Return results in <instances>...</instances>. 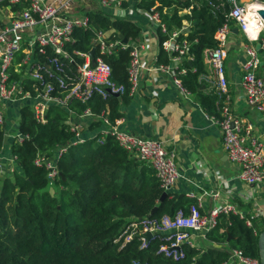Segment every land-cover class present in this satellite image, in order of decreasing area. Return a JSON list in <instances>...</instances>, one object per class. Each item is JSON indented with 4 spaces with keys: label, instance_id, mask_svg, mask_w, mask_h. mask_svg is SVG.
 <instances>
[{
    "label": "built area",
    "instance_id": "obj_1",
    "mask_svg": "<svg viewBox=\"0 0 264 264\" xmlns=\"http://www.w3.org/2000/svg\"><path fill=\"white\" fill-rule=\"evenodd\" d=\"M94 1L102 10H118L123 6L122 0H0V131L6 126L7 103L28 101L37 122L46 123V112L52 106L68 111V103L76 98L85 103L92 95L106 99L111 96L130 98L140 94L145 72H159L170 76L175 87L185 96L191 92L183 85L181 77L188 73L185 65L192 61L191 42L183 30L190 28V22L183 21L182 27L169 31L165 17L171 18L169 7L154 6L144 12L148 24L141 27L138 41L123 44L120 39H112L111 32L104 29L93 30L91 48L88 52L70 49L74 44L76 29H91L87 11H78L80 5ZM190 6L179 11V15H191L194 8L207 3L213 12L223 16L220 26L214 34L216 48L203 51L204 63L208 73L202 74L200 82L208 81L216 90L217 106L220 112L214 118L220 127L223 145L229 161L239 168L240 181L249 187L264 184V147L256 134L254 124L245 122L231 111L229 82L225 63L230 53V36L233 28L249 36L246 29L248 21L247 5L241 0H183ZM142 12L139 10V13ZM164 36L160 49L167 57L166 62L150 63L147 59L148 41L152 37ZM249 38V37H248ZM261 38V37H260ZM258 40V38L256 39ZM260 50L264 52V38ZM130 49V62L127 69L128 85L118 84L112 80L111 66L107 58L118 54L120 50ZM95 49L94 57L90 56ZM248 59L243 65L241 85L249 107L261 114L264 121V81L256 71L259 67L258 50L247 49ZM31 89H27V84ZM64 89L65 91H62ZM34 91V92H33ZM79 121L67 124L74 134L71 145L85 143L90 138H97L102 145L107 136H111L118 146L132 158L151 168L161 184L164 193H169L179 179L176 153L167 149L163 142L140 137L122 129L123 119H111L109 110L95 114L87 108L78 116ZM100 123L94 137H85L84 129L93 123ZM7 137L11 136L6 132ZM22 140L19 133L12 136ZM68 145L59 147V158L68 149ZM49 159H52L50 161ZM56 159L37 155L34 164L44 166L52 194L59 172ZM188 214L180 209L174 217L164 215L160 219L145 217L133 220L117 242L129 243L135 236L142 242L141 249L147 247L148 235H163L166 241L159 253L175 264L186 257L185 246L201 249L194 234L203 238L218 225L220 215H238L252 227V221L231 203H222L220 193L191 194ZM210 200L209 210H203V202ZM255 235H258L255 231ZM228 259L221 264H260V260L246 256L241 250L227 247ZM130 264H145L134 260Z\"/></svg>",
    "mask_w": 264,
    "mask_h": 264
},
{
    "label": "trees",
    "instance_id": "obj_2",
    "mask_svg": "<svg viewBox=\"0 0 264 264\" xmlns=\"http://www.w3.org/2000/svg\"><path fill=\"white\" fill-rule=\"evenodd\" d=\"M155 1L141 6L150 9ZM158 1L161 7H173L171 18L165 17L169 31L181 28L184 20L190 22L192 29L187 38L192 44L193 60L185 63L188 73L181 79L191 93L199 95L209 116L218 119V99L202 94L199 77L205 72L203 51L217 47L214 34L223 16L213 12L207 3L194 8L191 15L181 16L178 12L190 6L188 1ZM86 14L91 29H76L70 49L88 52L93 30L97 29L110 31L112 39H120V35L130 42L140 38L141 27L135 21L111 17L102 11ZM163 39L158 35L159 46ZM130 48L106 59L112 80L126 86ZM159 57L160 61H167L161 49ZM30 85L26 88L31 89ZM118 105L116 96L103 99L92 95L85 103L73 98L68 111L50 107L45 124L37 122L30 104L20 108L16 132L23 138L20 141L16 137L10 145L16 169L8 172L6 163L0 162V264H130L134 260L145 264L172 263L159 253L166 243L163 235L148 237L143 249L138 236L125 245L117 240L133 220L174 217L180 209L188 214L196 201L185 196L172 198L171 194L161 201L164 192L154 171L132 158L111 136L105 137L102 145L97 143L99 135L71 145L74 134L67 124L70 118L90 108L95 114L107 109L111 119H116ZM99 127L100 123L95 122L89 130ZM6 132V127L0 131V153L8 141ZM65 145L69 146L67 151L57 158L59 147ZM39 154L57 160L55 194L51 193L46 168L34 164ZM246 217L252 227L238 215H220L217 227L206 234L203 248L185 246V259L175 264H221L228 259V252L215 245L224 244L259 259L258 240L264 222L261 225L249 214ZM259 225L263 227L259 229Z\"/></svg>",
    "mask_w": 264,
    "mask_h": 264
},
{
    "label": "crops",
    "instance_id": "obj_3",
    "mask_svg": "<svg viewBox=\"0 0 264 264\" xmlns=\"http://www.w3.org/2000/svg\"><path fill=\"white\" fill-rule=\"evenodd\" d=\"M122 1L123 6L118 10H102L96 2L89 1L88 4L83 6L86 9L84 12L102 11L111 17L135 21L142 27L148 24L149 21L144 12L149 9L142 7L141 4H146L151 0ZM176 1L181 3L183 0ZM241 1L248 5L249 10L251 5L264 6L258 0ZM154 6L161 7L160 1H155L152 7ZM139 10L142 12L139 13ZM172 10L173 7H171V12ZM263 12L260 9L255 10V15L260 18L259 22L261 24L264 23V19L259 13ZM259 22L258 25H261ZM190 29H192L191 25ZM248 35L249 38L239 30L238 33L233 32L229 40L230 53L225 68L231 97L230 108L234 115L242 118L245 122L254 124L256 134L264 147V121L261 114L248 106L241 85L243 65L248 59L246 51L252 47L258 50L260 60L256 74L264 81V52L258 46L261 42L259 39L264 38V27H261L258 40H252L249 33ZM159 52L158 39L152 37L148 41V61L150 63L162 62V60L160 61ZM204 65L205 72L203 74H207L208 66L205 63ZM200 83H203L201 91L204 96L218 97L214 86L210 82L202 81ZM118 98V118L123 119V130L146 139L161 141L167 149L176 153L180 176L169 192L172 198L174 196H185L190 199L191 194L200 196L205 192L210 194L219 192L222 203L236 205L241 212L257 218L262 225V222H264V184L249 187L240 181L238 177L239 168L229 161L225 152L220 127L213 117L209 116V112L203 108L198 94L191 93L189 96H185L175 87L170 76L159 72H145L140 94L133 98ZM16 104L17 107L14 108ZM23 105H25V102L23 104L20 101L7 103L5 126L7 132L13 130L9 126L15 122L14 133H17L16 125L19 110ZM217 113H219L217 117L219 118V110H217ZM78 121V117L69 119V123ZM97 132V129L94 131L84 129V135L87 138L94 137ZM12 136L14 135L8 136L7 144L0 153V162L3 164L8 161L15 164L10 151V145L13 141ZM7 167L9 168V166ZM210 204L209 198H206L203 202V210H209ZM194 237L202 249L205 237L203 238L196 233ZM215 247L227 249L229 246L224 244L222 246L215 245Z\"/></svg>",
    "mask_w": 264,
    "mask_h": 264
},
{
    "label": "water",
    "instance_id": "obj_4",
    "mask_svg": "<svg viewBox=\"0 0 264 264\" xmlns=\"http://www.w3.org/2000/svg\"><path fill=\"white\" fill-rule=\"evenodd\" d=\"M3 19V16L1 15L0 13V21H2ZM191 29L190 28H187L185 30H183L182 33H190ZM233 32H236L238 33L239 32V29L238 28H234L233 29ZM122 43L123 44H128V39L125 38L123 35H120L119 36ZM258 46L260 47V44H258ZM95 55V49H92L91 52H90V56L94 57ZM50 161H52V159H49ZM60 176H62V174H60ZM169 195V193H163L162 197H161V201H164L167 196ZM157 209H154V212L156 211ZM151 235L149 234L148 237H150ZM258 246H259V260H260V264H264V231L259 235V240H258Z\"/></svg>",
    "mask_w": 264,
    "mask_h": 264
},
{
    "label": "clouds",
    "instance_id": "obj_5",
    "mask_svg": "<svg viewBox=\"0 0 264 264\" xmlns=\"http://www.w3.org/2000/svg\"><path fill=\"white\" fill-rule=\"evenodd\" d=\"M260 7L261 6L259 5H251L248 16L245 17V19L248 20L249 18L255 16V10L259 9ZM259 20L260 18L258 16H255V19L250 20L248 29H246V31L250 34V39L252 40H256L258 38L261 27H264V23H262L260 27H257Z\"/></svg>",
    "mask_w": 264,
    "mask_h": 264
},
{
    "label": "rangeland",
    "instance_id": "obj_6",
    "mask_svg": "<svg viewBox=\"0 0 264 264\" xmlns=\"http://www.w3.org/2000/svg\"><path fill=\"white\" fill-rule=\"evenodd\" d=\"M255 1V0H254ZM260 3H263L264 4V0H258ZM84 10H86L84 7H83V5L81 4L80 5V7H79V9H78V11L79 12H81V13H83L84 12ZM21 102V104H23L24 102H25V104H28L29 102L28 101H24L23 103H22V101H20ZM17 107V104L15 105V107L14 108H16ZM17 115V114H16ZM10 124V123H9ZM14 124H15V122L11 125V126H9V128L11 127V129H13L12 131H10V132H8L9 133V135H15L16 133H14V130H15V126H14ZM85 136V135H84ZM7 163V166H9V168H7V171L8 172H12L13 170H15L16 169V165L15 164H12L11 162H6ZM263 226H261V225H259V229H261Z\"/></svg>",
    "mask_w": 264,
    "mask_h": 264
},
{
    "label": "bare ground",
    "instance_id": "obj_7",
    "mask_svg": "<svg viewBox=\"0 0 264 264\" xmlns=\"http://www.w3.org/2000/svg\"><path fill=\"white\" fill-rule=\"evenodd\" d=\"M261 7L259 8L260 9V11L261 10H263L264 11V6H262V5H260ZM248 12H249V7H248V5H247V16H248ZM261 16H262V18L264 19V12L263 13H259ZM246 16V17H247ZM255 16H257V15H255ZM255 16H253V17H251V18H249L247 21H248V26H249V23H250V20L251 19H255ZM260 23V22H259ZM261 24V23H260ZM258 25V24H257ZM248 26H247V29H248ZM257 27H260V25H258Z\"/></svg>",
    "mask_w": 264,
    "mask_h": 264
}]
</instances>
